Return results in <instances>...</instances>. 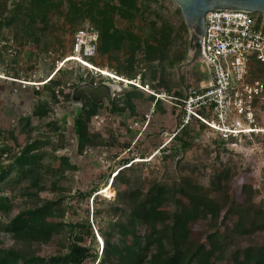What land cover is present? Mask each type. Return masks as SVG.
I'll return each mask as SVG.
<instances>
[{"label": "trees", "instance_id": "trees-1", "mask_svg": "<svg viewBox=\"0 0 264 264\" xmlns=\"http://www.w3.org/2000/svg\"><path fill=\"white\" fill-rule=\"evenodd\" d=\"M63 2L13 0L10 8L4 5L1 10L0 29L16 28L21 21L25 32L31 36L29 31L33 32V24L37 18L44 22L49 12L57 10ZM156 2L157 0H87V5H79L76 1L68 0V17L73 22L77 17L83 19L86 12H96L95 25L88 27L98 32L97 56L99 53H110L118 59L119 54H127L128 59L118 63L114 74L128 80L139 76L140 84L148 86L159 70L163 79L169 81L168 68H172L175 59H186L191 43L181 45L180 57L177 58L178 51H172L174 30L169 24L162 22L158 26L153 25L151 35L143 39L140 34L117 27L115 18L133 20L144 14L142 5ZM178 10L181 13L179 7ZM254 14L260 21H264L263 14ZM181 18L183 19L182 14ZM139 52L144 66L149 68V76L142 73V69L136 65L135 56ZM96 57L91 60L92 63ZM60 72L61 67L42 84L43 89L54 102L58 101L59 94L70 101L71 93H64L60 88V80L55 78ZM249 77H264V65L255 58L251 61ZM183 81L181 77L180 86ZM91 84L93 85L92 82ZM167 91L170 92L168 87ZM172 97L181 99L183 95L177 90L173 91ZM149 100L154 103L155 109L164 112L160 99L151 95ZM143 101L144 94L140 89L133 84H122L120 90L114 93L112 103L109 105L105 102L111 115L121 121H127L138 115V106ZM103 104L104 102L94 103L87 95L82 96L80 104H75L78 112L72 121V139L79 154H86L87 150L101 144L102 135L91 131L90 122ZM46 106V103L39 105L34 114L43 115L47 111ZM199 112L210 117L204 109ZM191 122L197 123L199 129L209 128L196 118ZM189 125L186 124L176 131L169 142L158 151L161 152L160 159L163 163L171 161L179 152L191 146L198 132L193 133ZM53 127L57 130L56 123H53ZM64 138L62 133L57 134L60 146H64ZM216 139L221 140V137L216 134ZM40 142L34 141L24 145L12 161L18 179L29 182L23 192L24 198L35 197L36 201L27 210L20 211L11 218L3 226V231L11 235L16 243H23L25 246L48 243L53 237L61 236L65 251L45 257L21 247H0V264H264V244L255 245L248 242L245 247L234 246L238 237L249 240L254 234L264 231V200L255 204L249 198L238 200L228 196L229 170H225L222 177L216 175L210 181L213 194L188 177L180 178L177 188L181 198L174 195L171 185L155 179L147 180L140 174V171L149 165L146 155L125 158L116 167L110 183L108 175L104 178L105 183L115 192L113 200L102 199L97 193L101 189L99 184L88 191L77 190L71 196V200L78 204L91 200V210L87 209L85 219L74 222L64 218L70 212L75 214V209L70 203H64L61 197L43 201L37 192L47 190V186L41 184L44 170L50 173L55 169L63 178L65 171L74 172L77 167L66 159L57 168L53 165L44 166V154L37 152ZM112 143L113 140L110 144ZM129 147L128 145L127 148ZM2 151L6 149L3 148ZM34 189L35 192L32 191ZM183 197L188 204H185ZM100 202H106L102 211L98 207ZM11 208L9 197L0 196V212L8 214ZM101 214L105 225L96 229L93 220H97ZM227 220L232 222V230L225 226ZM198 221L208 223V232L192 230V226ZM95 230L96 237L102 242L101 248L98 245L92 248L96 241ZM86 238H89L91 245H86Z\"/></svg>", "mask_w": 264, "mask_h": 264}, {"label": "rangeland", "instance_id": "rangeland-1", "mask_svg": "<svg viewBox=\"0 0 264 264\" xmlns=\"http://www.w3.org/2000/svg\"><path fill=\"white\" fill-rule=\"evenodd\" d=\"M63 1L57 10L49 12L44 22L37 18L33 24V32L29 31L31 36L25 32L21 21L16 28L0 29V175H3V180L0 181V196L7 195L12 203L10 213L0 212V247H21L45 257L65 251V243L63 244L61 236L53 237L48 243L25 246L23 243H16L11 235L3 231V226L11 218L20 211L27 210L36 201L35 197L24 198L23 192L29 186V182L18 179V173L12 164L21 148L34 141H41L37 152L44 154L42 157L44 166L53 165L57 168L66 159L77 167L74 172L65 171L63 178L55 169L50 173L44 170L41 184L46 185L47 190L37 192L43 201L61 197L64 203H70L75 209V214L70 212L64 217L66 220L82 221L87 215V209L91 210L90 199L88 203L84 201L79 204L71 200V196L77 190L88 191L99 184L101 189L97 193L102 199L113 200L115 195L113 188H110V193H102L104 186H109L108 183L115 174L116 167L123 159L140 154L146 155L148 157L146 161H149V165L140 171V174L147 180L155 179L171 185L174 195L181 198L177 188L180 178L188 177L213 194L210 181L216 175L222 177L225 170H229L228 196L238 200L249 198L255 204L264 200V133L244 139L218 140L215 132L206 127L199 129L198 124L190 120L187 124H190L191 131L198 132L191 146L179 152L171 161L163 163L160 159L161 152L158 151L181 128L183 119L179 102L170 98L173 91L180 90L185 96L191 88L198 89L200 84H205L200 83L198 61L178 71L181 65L192 59L195 47L191 42L192 30L181 18L174 0H157L156 3L142 5L145 11L143 15L140 14L133 20H122L116 17L115 23L120 29L140 34L143 39L151 35L154 30L153 25L158 26L162 22L169 24L174 30L172 51L174 53L178 51L177 58L180 57L181 45L191 43L186 59L182 61L175 59L172 68H168L169 81L163 79L160 70L148 86H142L137 76L134 83H137L139 85H136L137 89L143 92L144 101L139 104L138 115L134 119L119 120L108 112L104 101L99 113L90 122L91 131L102 135L101 144L87 150L86 154H79L72 139V121L78 112L77 105L71 100H66L62 94H59L58 101L54 102L49 93L43 89L42 84L59 67L61 72L55 78L60 80V88L64 93L72 94L73 89L83 83L91 84L92 82L93 85H98L106 82L120 87L125 83H117L109 77L90 72L75 62L64 65L60 63L63 57L70 54L76 29L94 26L96 13L86 12L83 19L77 17L71 22L68 17V0ZM73 1L78 2L79 5H85L87 2V0ZM12 3L13 0H0V13L4 5L10 8ZM128 57L127 54L121 53L116 59L110 53H99L93 63L99 69H105L114 74L118 63L126 61ZM141 58L139 52L135 56L136 65L142 69V73L149 76V68L144 66ZM181 77L184 80L182 86L179 85ZM121 78L125 79V77ZM253 78L255 77H249V80ZM167 87L170 92L167 91ZM147 91H152L159 96L154 97L161 100L164 112L152 106L149 100L151 94ZM44 103L47 104V111L41 116L35 115V109ZM146 114L149 115V122L145 126L143 121ZM255 116L257 125L264 128V105H256ZM134 122L138 125L129 128ZM53 123H56L57 130L54 129ZM58 133L65 136L64 146L58 143ZM112 140L113 143L110 144ZM124 144L127 146H123ZM3 148L6 151L1 152ZM107 175L109 179L108 183H105L104 178ZM50 188L55 190L52 191ZM32 191L35 192L36 189ZM183 200L185 204H188L186 198L183 197ZM189 203L192 204L191 201ZM105 206L106 202H100L98 205L101 211ZM102 216L103 214L97 220H93L96 229L98 226L105 225V219ZM89 219L91 221V218ZM232 225L230 220L225 222V226L231 230ZM223 228L224 226L221 230ZM192 230L208 232V223L198 221L192 226ZM96 233L95 230L96 241L92 244V248H96L97 245L100 247ZM248 242L255 245L264 244V231L254 234L249 240L238 237L234 246L245 247ZM86 245H91L89 238H86Z\"/></svg>", "mask_w": 264, "mask_h": 264}, {"label": "built area", "instance_id": "built-area-1", "mask_svg": "<svg viewBox=\"0 0 264 264\" xmlns=\"http://www.w3.org/2000/svg\"><path fill=\"white\" fill-rule=\"evenodd\" d=\"M97 43V31L89 27L78 28L73 34L70 54L63 57L60 63L73 61L91 72L108 77L91 62L97 56ZM253 58L264 65V21H260L254 13L240 10L207 12L205 31L199 42V61L211 78L206 85L191 88L181 99L170 97L179 101L183 113L181 127L196 118L224 141L264 133L255 116L256 105H264V77L249 80ZM109 78L117 83L139 86L134 83L136 79L119 81ZM112 86L114 95L120 86ZM147 92L159 97L152 91ZM200 109H204L210 117L202 115ZM148 122L149 115L146 114L143 124L146 126ZM137 125L134 122L130 128Z\"/></svg>", "mask_w": 264, "mask_h": 264}, {"label": "water", "instance_id": "water-1", "mask_svg": "<svg viewBox=\"0 0 264 264\" xmlns=\"http://www.w3.org/2000/svg\"><path fill=\"white\" fill-rule=\"evenodd\" d=\"M179 7L186 26L192 30L191 42L196 47L193 57L182 67L189 66L199 60V42L205 31V15L211 10H240L248 13L264 15V0H174ZM83 95H87L96 104L106 101L109 105L113 99L111 84L101 82L98 85L83 83L73 89L71 100L73 104H80Z\"/></svg>", "mask_w": 264, "mask_h": 264}, {"label": "crops", "instance_id": "crops-1", "mask_svg": "<svg viewBox=\"0 0 264 264\" xmlns=\"http://www.w3.org/2000/svg\"><path fill=\"white\" fill-rule=\"evenodd\" d=\"M198 63H199V65H200V76H201V81H200V83H205L204 85H206V83H208L209 81H210V78H211V76H210V73L209 72H207L205 69H204V67H203V65L201 64V62L198 60ZM154 103H152V105H153Z\"/></svg>", "mask_w": 264, "mask_h": 264}, {"label": "bare ground", "instance_id": "bare-ground-1", "mask_svg": "<svg viewBox=\"0 0 264 264\" xmlns=\"http://www.w3.org/2000/svg\"><path fill=\"white\" fill-rule=\"evenodd\" d=\"M101 71H102V73L104 74V75H107L108 77H113V78H115V79H117V80H125L124 78L122 79L121 77H119V76H117V75H115V74H113V73H111V72H108L107 70H105V69H100ZM110 186H105L104 187V189L102 190V193H110Z\"/></svg>", "mask_w": 264, "mask_h": 264}, {"label": "flooded vegetation", "instance_id": "flooded-vegetation-1", "mask_svg": "<svg viewBox=\"0 0 264 264\" xmlns=\"http://www.w3.org/2000/svg\"><path fill=\"white\" fill-rule=\"evenodd\" d=\"M195 47V46H194ZM196 48V47H195Z\"/></svg>", "mask_w": 264, "mask_h": 264}]
</instances>
